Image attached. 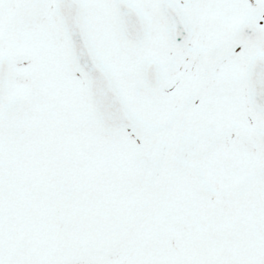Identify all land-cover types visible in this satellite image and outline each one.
Masks as SVG:
<instances>
[{"label": "snow or ice", "instance_id": "obj_1", "mask_svg": "<svg viewBox=\"0 0 264 264\" xmlns=\"http://www.w3.org/2000/svg\"><path fill=\"white\" fill-rule=\"evenodd\" d=\"M0 264H264V0H0Z\"/></svg>", "mask_w": 264, "mask_h": 264}]
</instances>
